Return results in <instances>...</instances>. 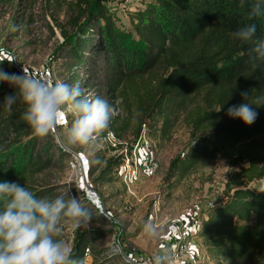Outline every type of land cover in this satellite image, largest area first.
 Returning a JSON list of instances; mask_svg holds the SVG:
<instances>
[{
    "label": "trees",
    "instance_id": "obj_1",
    "mask_svg": "<svg viewBox=\"0 0 264 264\" xmlns=\"http://www.w3.org/2000/svg\"><path fill=\"white\" fill-rule=\"evenodd\" d=\"M124 1L92 0L87 4L76 0L67 27H59L58 56L69 73L67 83H79L78 70H85L86 80L96 82L109 100L120 98L125 103L133 96L136 111L143 117L122 145L117 143L129 123L110 121L104 139L111 134L116 140L114 147L106 145L114 154L107 155L103 147L85 153L87 174L91 177L97 172L92 179L95 186L118 181L123 156L116 149L125 148L129 153L139 139L165 135L170 114L185 110L195 100V109L189 114L193 143L170 161L167 176L174 180L198 160L216 156L236 169L224 184L223 201L204 212L195 236L209 260L240 261L264 241V105L253 106L258 115L250 126L227 113L233 105L264 99V61L256 60L254 66L253 45L242 43L232 33L254 22L256 39L264 40V16L248 19L255 0H245L243 6L240 0H145L130 13V28L123 31L113 23L106 5ZM94 55L100 56L99 62ZM2 65L0 75H16L12 66ZM155 70L161 76L150 86L145 80ZM138 82L141 93L137 92ZM16 92L0 83V180L25 185L38 198H54L62 193H53L51 187H34L27 180L72 162V156L50 135L41 140L34 135L24 119L25 105L19 96L11 112L3 108L4 97ZM251 182L255 187L247 186ZM90 209L92 224L109 226L106 216ZM108 234V230L91 228L74 232L73 257L84 261L87 255L89 264H108L110 258L114 259L111 264H129L119 255L103 258L106 250L92 245Z\"/></svg>",
    "mask_w": 264,
    "mask_h": 264
},
{
    "label": "rangeland",
    "instance_id": "obj_2",
    "mask_svg": "<svg viewBox=\"0 0 264 264\" xmlns=\"http://www.w3.org/2000/svg\"><path fill=\"white\" fill-rule=\"evenodd\" d=\"M83 1L88 4L92 0ZM144 1L112 2L107 4L106 8L115 26L126 31L130 28V13L141 8ZM75 3L76 0H0V64L12 66L16 75H23L25 72L40 80L44 78L43 81L59 80L67 83L69 73L62 65L64 60L58 56V47L62 42L59 27H67L66 22L72 15L71 9L75 10ZM94 56V61L99 62L100 56ZM86 74L87 71L80 69L76 78L84 94L90 98L100 97L111 103L112 121L129 123L122 140L117 143L124 144L130 139L136 122L143 120L136 111L134 97L128 96L131 101L126 98L125 103L120 98L109 100L96 82L92 83L90 78L86 80ZM159 76L160 70H155L145 81L151 86ZM139 83L136 89L141 93L143 88ZM6 85L7 89H12L9 84ZM195 104V100H191L185 110L170 114V126L165 135L154 139L145 137L149 148L145 150L147 154L144 156L156 164V169L148 175L140 174L132 195H127L118 181L93 185L92 179L97 172L91 177L88 176V156L84 151L72 154V162L54 166L42 175L31 177L27 183L34 187H51L53 193H63L65 188L71 185L72 195L80 196L90 208L99 213L86 198L83 191L85 182L96 194L99 204L109 218V226L102 227L90 223L78 230L91 228L109 231L105 238L92 244L106 250L102 253L103 258L119 255V246L124 254L134 261L140 257L156 255L164 249L168 250L171 257L177 234L186 229L189 237H196L194 235L205 218L204 212L223 201L224 184L230 174L236 172V169H230L224 159L216 156L198 160L190 170L177 174L174 180L167 176L170 161L184 154L193 143L189 114L195 109ZM71 119L69 115L64 125L57 126L49 134L55 143L54 132L63 145L62 137ZM106 145H109V142L104 139L103 149L107 155L113 154ZM119 151L120 149H116V152ZM170 185H173V188L168 189ZM255 185L251 182L247 186L253 188ZM146 223L156 226L158 236L150 237L145 233ZM73 235L70 224H65L59 238L70 248ZM195 244L194 253L191 252L174 262L171 259V264H228L209 260L201 248L200 240ZM255 248L246 257L232 264H264V241H259ZM113 260L110 258L106 261L111 264ZM89 262L90 258L86 255L83 264Z\"/></svg>",
    "mask_w": 264,
    "mask_h": 264
},
{
    "label": "clouds",
    "instance_id": "obj_3",
    "mask_svg": "<svg viewBox=\"0 0 264 264\" xmlns=\"http://www.w3.org/2000/svg\"><path fill=\"white\" fill-rule=\"evenodd\" d=\"M243 6L245 0H240ZM264 16V0H255L248 19ZM257 25L249 23L232 33L242 43H250L251 60L264 61V40L256 39ZM255 66V63H254ZM0 83H7L17 92L4 97L3 108L11 112L19 96L24 105V119L38 138L47 137L57 126L64 125L71 115L62 142L71 154L92 153L101 148L104 133L110 127L113 109L100 97L84 94L79 83L42 81L24 72L23 75H0ZM246 95V94H245ZM264 105V99L233 105L227 115L250 126L258 113L253 106ZM256 106V107H259ZM91 209L80 196L71 195V185L54 198H38L25 185L0 180V264H83L73 257L67 243L60 239L65 224L73 232L91 223ZM150 237L158 236L156 226L144 225ZM146 264H171L167 249L154 255Z\"/></svg>",
    "mask_w": 264,
    "mask_h": 264
},
{
    "label": "built area",
    "instance_id": "obj_4",
    "mask_svg": "<svg viewBox=\"0 0 264 264\" xmlns=\"http://www.w3.org/2000/svg\"><path fill=\"white\" fill-rule=\"evenodd\" d=\"M43 79L41 80L43 81ZM105 140L109 142L111 147H114L117 143L116 140L112 138L111 134H107ZM148 148V142L143 137L133 144V147L129 153L126 152L125 148H122L119 152H117V154H122L123 163L118 168L116 177L118 178L119 184L127 195L133 194V189L138 183L140 174L148 175L153 173L156 169V164L152 162L150 158H146L144 156V154H147L145 150ZM96 206L99 207L98 201ZM195 247L196 244L193 238L189 237L187 230H181L176 236V242L171 254L172 262L187 256L191 252L194 253ZM153 256L154 255L140 257L137 261H132L134 264H146V262L149 261Z\"/></svg>",
    "mask_w": 264,
    "mask_h": 264
},
{
    "label": "water",
    "instance_id": "obj_5",
    "mask_svg": "<svg viewBox=\"0 0 264 264\" xmlns=\"http://www.w3.org/2000/svg\"><path fill=\"white\" fill-rule=\"evenodd\" d=\"M16 65V64H15ZM54 137H55V140H56V143H57V145L59 146V148L60 149H62V151H65V152H68L66 149H65V147L60 143V141L58 140V137L56 136V133L54 132ZM69 153V152H68ZM70 155H72L71 153H69ZM73 157H74V155H73ZM84 186L89 190V192H90V194H92V197L94 198V203H92V205H94L97 209H98V211H99V213L100 214H102V215H104V216H106V214L104 213V210H103V208H102V206H101V204H99V207L98 206H96L97 205V201H98V199H97V196H96V194L94 193V191L84 182ZM107 217V216H106ZM108 218V217H107ZM109 219V218H108ZM118 251H119V256L124 260V261H126L127 263H129V264H134V262L132 261V259H130L128 256H126L125 254H124V252H123V250H122V248L119 246V249H118Z\"/></svg>",
    "mask_w": 264,
    "mask_h": 264
},
{
    "label": "bare ground",
    "instance_id": "obj_6",
    "mask_svg": "<svg viewBox=\"0 0 264 264\" xmlns=\"http://www.w3.org/2000/svg\"><path fill=\"white\" fill-rule=\"evenodd\" d=\"M83 191L86 195L87 200L91 203H94V201H93L94 198L92 197V194H90L89 190L84 186V182H83Z\"/></svg>",
    "mask_w": 264,
    "mask_h": 264
},
{
    "label": "crops",
    "instance_id": "obj_7",
    "mask_svg": "<svg viewBox=\"0 0 264 264\" xmlns=\"http://www.w3.org/2000/svg\"><path fill=\"white\" fill-rule=\"evenodd\" d=\"M194 236H195V235H194ZM192 238H193L194 242H198V241H199V239L196 238V237H192Z\"/></svg>",
    "mask_w": 264,
    "mask_h": 264
}]
</instances>
